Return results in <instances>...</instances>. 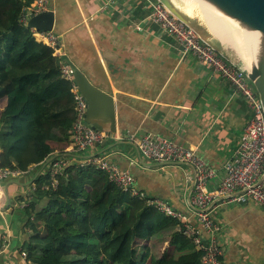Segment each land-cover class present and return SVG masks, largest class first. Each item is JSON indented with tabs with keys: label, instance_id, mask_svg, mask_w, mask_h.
<instances>
[{
	"label": "crops",
	"instance_id": "obj_1",
	"mask_svg": "<svg viewBox=\"0 0 264 264\" xmlns=\"http://www.w3.org/2000/svg\"><path fill=\"white\" fill-rule=\"evenodd\" d=\"M76 2L91 25L95 50L91 65L84 62L86 71L96 85L113 93L112 134L122 139L96 145L85 154L67 147L63 154H53L47 165L46 161L1 182L0 264L27 263L22 253L32 237L25 225L30 218L25 209L32 203L38 209L45 205L44 194L36 201L34 189L37 176L46 178L53 160L65 159L69 168H80L86 158L102 157L130 171L138 190L187 212L193 184L191 167L148 162L137 150L136 141L147 135L175 140L219 173L250 117L234 88L204 64L184 57L172 37L148 22L142 23V31L135 29L148 15L143 0ZM209 31L224 57L248 66L240 52L215 36L211 27ZM61 43L64 50L62 39ZM217 183V179L211 181L209 190ZM8 209L12 210L9 214ZM212 210L226 226L225 264H264V209L247 203L228 208L214 204Z\"/></svg>",
	"mask_w": 264,
	"mask_h": 264
},
{
	"label": "trees",
	"instance_id": "obj_2",
	"mask_svg": "<svg viewBox=\"0 0 264 264\" xmlns=\"http://www.w3.org/2000/svg\"><path fill=\"white\" fill-rule=\"evenodd\" d=\"M31 0H0V170L26 173L69 144L75 118L58 58L21 18ZM36 178L27 264H199L177 222L132 199L90 167L69 168L55 189ZM32 215V217H31Z\"/></svg>",
	"mask_w": 264,
	"mask_h": 264
},
{
	"label": "built area",
	"instance_id": "obj_3",
	"mask_svg": "<svg viewBox=\"0 0 264 264\" xmlns=\"http://www.w3.org/2000/svg\"><path fill=\"white\" fill-rule=\"evenodd\" d=\"M148 15L135 25L142 31V23L155 24L172 37L179 45L182 55L204 64L227 85L240 95L250 117L235 148L218 173L194 150L175 140L157 135H147L136 141L137 150L148 162L184 164L193 172L192 190L188 197V211L175 210L166 200L148 196L137 189L130 171L99 156L86 158L80 168L90 167L102 172L107 180L132 199L144 201L159 214L177 222V231L191 241L200 253L199 264H225L224 251L228 236L226 226L214 213L212 206L228 208L254 203L264 209V112L253 83L248 78V67L236 64L204 43L193 30L174 18L157 0H143ZM51 0H31L21 22L26 26L29 18L51 10ZM32 38L52 51L59 60L61 78L70 84L75 118L71 128L68 147L78 154H85L96 145L119 141L118 134L101 132L85 123L87 102L74 83L72 70L61 60L64 55L61 38L52 32L31 30ZM133 139V137H131ZM130 138V139H131ZM69 170L65 159L53 160L47 173L48 182L42 190L55 189L58 178ZM18 170H0V204L2 203L1 182L19 177ZM218 180L217 186L209 190V184ZM29 231V230H28ZM22 257L26 258L25 253ZM27 264V263H26Z\"/></svg>",
	"mask_w": 264,
	"mask_h": 264
},
{
	"label": "water",
	"instance_id": "obj_4",
	"mask_svg": "<svg viewBox=\"0 0 264 264\" xmlns=\"http://www.w3.org/2000/svg\"><path fill=\"white\" fill-rule=\"evenodd\" d=\"M157 1L218 53L221 51L215 46L209 27L199 18L191 1L203 3L224 19L246 26L248 56L245 57H248V78L253 83L264 112V0ZM52 3L50 11L31 16L26 27L41 33L52 32L63 40L64 55L61 60L72 70L74 83L87 102L85 123L101 132L115 133L113 93L96 85L84 64L86 62L91 65L90 60L95 51L91 25L85 21L76 0H52ZM82 56H86V59ZM8 203L10 205V200ZM11 211L8 209V214Z\"/></svg>",
	"mask_w": 264,
	"mask_h": 264
},
{
	"label": "rangeland",
	"instance_id": "obj_5",
	"mask_svg": "<svg viewBox=\"0 0 264 264\" xmlns=\"http://www.w3.org/2000/svg\"><path fill=\"white\" fill-rule=\"evenodd\" d=\"M191 3L197 9V12L199 14V18L202 19V21L207 26L211 27L210 24H208L210 21L214 20V21L217 22L218 26L221 28L220 31L218 29V32H220V34H216L215 33L216 31L213 30L214 35L218 36L220 38V40H221V38L223 39V37H224V39H223L224 41L223 40L222 41L223 42H227V46L228 47H234L239 52V50L236 48V43H235V41H236L235 31L239 30L240 34L242 32L243 38L245 39V41H247L248 35L246 33V30H245L246 26L245 25H241V23H238V22H234V21H230V20L224 19L221 15H219L218 13H216L214 10H212L211 8H209L207 5H205L203 3H200L198 1L197 2L191 1ZM220 23H221V25H220ZM223 28H225V29L223 30ZM221 31H222V33H221ZM227 32H228V34H227ZM242 56H243L244 59L248 58V57H244V55H242Z\"/></svg>",
	"mask_w": 264,
	"mask_h": 264
},
{
	"label": "bare ground",
	"instance_id": "obj_6",
	"mask_svg": "<svg viewBox=\"0 0 264 264\" xmlns=\"http://www.w3.org/2000/svg\"><path fill=\"white\" fill-rule=\"evenodd\" d=\"M209 14V13H208ZM212 16V15H211ZM207 18V17H206ZM216 18V17H215ZM212 19V18H211ZM218 21V20H217ZM219 22V21H218ZM208 24H210V26H211V29L212 30H215L216 32V34H220V32H218V29H219V31H220V27L218 26V24H217V22L216 21H210ZM220 25H221V23H220ZM223 27V26H222ZM225 28H223V30H224ZM226 31V30H225ZM221 33H222V31H221ZM224 34V33H223ZM222 34V35H223ZM227 34H228V32H227ZM229 36V35H228ZM235 36H236V41H235V43H236V48L239 50V52L242 54V55H244V56H248V50H247V43L248 42H246L245 41V39L243 38V36H242V32H241V34H240V31L238 30V31H235ZM223 37V36H222ZM234 37V36H233ZM219 38V37H218ZM223 39H224V37H223ZM222 38H221V40H223ZM224 41V40H223ZM233 45V44H232ZM249 45V44H248ZM249 47L251 48V46L249 45Z\"/></svg>",
	"mask_w": 264,
	"mask_h": 264
}]
</instances>
